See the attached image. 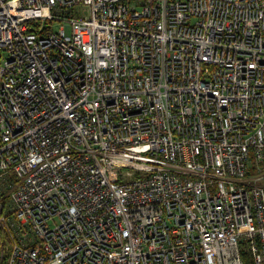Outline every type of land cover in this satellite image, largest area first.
Instances as JSON below:
<instances>
[{"label":"built area","instance_id":"1","mask_svg":"<svg viewBox=\"0 0 264 264\" xmlns=\"http://www.w3.org/2000/svg\"><path fill=\"white\" fill-rule=\"evenodd\" d=\"M260 182L264 0H0L3 264H264Z\"/></svg>","mask_w":264,"mask_h":264},{"label":"trees","instance_id":"2","mask_svg":"<svg viewBox=\"0 0 264 264\" xmlns=\"http://www.w3.org/2000/svg\"><path fill=\"white\" fill-rule=\"evenodd\" d=\"M242 259L244 264H252L251 258L248 254H244L242 256Z\"/></svg>","mask_w":264,"mask_h":264},{"label":"rangeland","instance_id":"3","mask_svg":"<svg viewBox=\"0 0 264 264\" xmlns=\"http://www.w3.org/2000/svg\"><path fill=\"white\" fill-rule=\"evenodd\" d=\"M260 183L264 184V182H260ZM0 259H1L0 264H3V258L0 257Z\"/></svg>","mask_w":264,"mask_h":264}]
</instances>
